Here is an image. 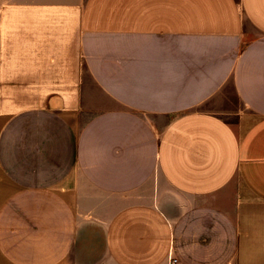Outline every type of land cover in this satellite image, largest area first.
Listing matches in <instances>:
<instances>
[{"label": "crops", "instance_id": "1", "mask_svg": "<svg viewBox=\"0 0 264 264\" xmlns=\"http://www.w3.org/2000/svg\"><path fill=\"white\" fill-rule=\"evenodd\" d=\"M264 264V0H0V264Z\"/></svg>", "mask_w": 264, "mask_h": 264}, {"label": "built area", "instance_id": "2", "mask_svg": "<svg viewBox=\"0 0 264 264\" xmlns=\"http://www.w3.org/2000/svg\"><path fill=\"white\" fill-rule=\"evenodd\" d=\"M176 263V258L174 257H170V261H169V264H175Z\"/></svg>", "mask_w": 264, "mask_h": 264}]
</instances>
